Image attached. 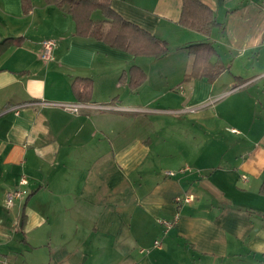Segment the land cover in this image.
<instances>
[{"label": "crops", "instance_id": "obj_1", "mask_svg": "<svg viewBox=\"0 0 264 264\" xmlns=\"http://www.w3.org/2000/svg\"><path fill=\"white\" fill-rule=\"evenodd\" d=\"M200 1L209 35L179 23L181 0L111 1L167 42L154 58L77 36L45 0H0V40L21 38L0 55V264L264 263V0ZM203 41L222 70L185 80V46ZM132 65L146 73L136 89L119 81ZM76 77L101 108L41 103L77 100ZM174 214L164 232L157 219Z\"/></svg>", "mask_w": 264, "mask_h": 264}, {"label": "trees", "instance_id": "obj_2", "mask_svg": "<svg viewBox=\"0 0 264 264\" xmlns=\"http://www.w3.org/2000/svg\"><path fill=\"white\" fill-rule=\"evenodd\" d=\"M25 2L27 0H24ZM56 5L61 11L70 15L74 22L75 34L79 37L102 41L110 47L123 50L133 56H150L160 58L168 53L167 42L147 32L137 24L126 20L111 6L112 0H45ZM27 5V9H28ZM99 11V19L93 13ZM179 23L187 28L209 35L218 22L214 11L200 0H181ZM21 38L0 40V55ZM192 55V62L185 80L206 76L213 80L222 70L221 63L214 61L216 51L209 41L195 42L185 46ZM146 79L145 71L138 65H132L119 75V81L127 82L131 89L138 88ZM72 91L81 101H90L93 91V80L90 77H76L71 83ZM264 193V189L261 190Z\"/></svg>", "mask_w": 264, "mask_h": 264}, {"label": "built area", "instance_id": "obj_3", "mask_svg": "<svg viewBox=\"0 0 264 264\" xmlns=\"http://www.w3.org/2000/svg\"><path fill=\"white\" fill-rule=\"evenodd\" d=\"M262 42H264V39H262ZM55 41L52 38H46L42 40V50L40 53V58L43 60H49L52 58L53 54V48L55 46ZM42 104H51L54 106H57L61 108L64 111L79 114L82 110H89V109H95V108H101V105L92 103L90 101H81V100H75V101H56V102H41ZM175 172L173 171H167L166 174L168 175H174ZM19 183L21 185L27 183V178L25 175H21L19 179ZM26 193V190L20 186L17 188H14L12 190H9L6 192L5 196V205L9 206L13 203L14 198H22L23 195ZM193 200V195L190 193H184L181 195H177L174 198L175 203L180 202H190ZM178 214H174L172 219H166V218H158L157 222L161 224L164 227V232H166L170 227H172L177 222ZM154 246H160V241L158 239L154 240L153 242Z\"/></svg>", "mask_w": 264, "mask_h": 264}, {"label": "rangeland", "instance_id": "obj_4", "mask_svg": "<svg viewBox=\"0 0 264 264\" xmlns=\"http://www.w3.org/2000/svg\"><path fill=\"white\" fill-rule=\"evenodd\" d=\"M102 17V15H101V13L99 12V11H95L94 13H93V18L94 19H99V18H101ZM179 90V89H178ZM181 90H182V88H181ZM189 110H192V111H194L195 110V106H191L190 108H188ZM156 118H161V119H163L162 117H156ZM162 121V120H161ZM171 121H174L173 123L174 124H176V126H178V124H179V120L178 119H172ZM163 123V122H162ZM162 123H160L159 125H163ZM191 123H190V121L188 122V125H190ZM189 128H190V126H189ZM180 169V168H179ZM169 171V170H168ZM173 171V170H172ZM173 172H175V171H173ZM177 173H178V170H177ZM5 198H6V196L4 195V204H5ZM16 199H19V198H14L13 199V203L15 202V200ZM12 203V204H13ZM11 204V205H12ZM11 205H9V206H11ZM3 206V205H2ZM6 206V205H5ZM9 206H7V207H9ZM254 264H258V263H256V262H253ZM262 264H264V263H262Z\"/></svg>", "mask_w": 264, "mask_h": 264}]
</instances>
